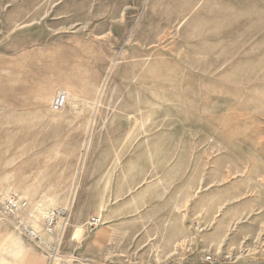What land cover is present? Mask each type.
<instances>
[{"label": "rangeland", "instance_id": "374dc122", "mask_svg": "<svg viewBox=\"0 0 264 264\" xmlns=\"http://www.w3.org/2000/svg\"><path fill=\"white\" fill-rule=\"evenodd\" d=\"M116 172V187L155 195L152 235L75 253L43 214ZM10 194L41 205L20 213L41 239L2 214ZM30 251L49 264H264V0H0V264Z\"/></svg>", "mask_w": 264, "mask_h": 264}, {"label": "crops", "instance_id": "0c3cea01", "mask_svg": "<svg viewBox=\"0 0 264 264\" xmlns=\"http://www.w3.org/2000/svg\"><path fill=\"white\" fill-rule=\"evenodd\" d=\"M103 175L97 173L90 178L88 189L77 187L71 191L65 204L69 206L67 222L58 218L59 224L54 233L57 236L60 232L66 234V245L70 244L75 253L79 246V253L92 259L112 250L111 255L118 254L123 247L126 249L147 239L155 228V220L161 215L158 205H153L155 195H152L147 182L137 181L131 189L124 190L115 186L123 175L121 172L112 174V179H106L107 182ZM168 194L169 190L165 196ZM92 216L102 218V224L93 230L86 226V221ZM23 264H49V260L40 253L30 251L25 255ZM166 264L194 263L174 258Z\"/></svg>", "mask_w": 264, "mask_h": 264}, {"label": "built area", "instance_id": "2783aa9c", "mask_svg": "<svg viewBox=\"0 0 264 264\" xmlns=\"http://www.w3.org/2000/svg\"><path fill=\"white\" fill-rule=\"evenodd\" d=\"M68 99V95L65 91H59L54 97V100L52 102V108L55 111H58L62 109ZM36 208H34L31 200L28 198L21 196L19 194H10L6 197V199L3 201L1 206V212L6 217H13L17 221L18 226H22L26 232L34 239H41L42 236L40 233L35 230L32 226L25 225V222L23 219H21L20 213L24 214V219L27 217L28 220L34 219L35 220V213L36 209L41 208L40 204L35 205ZM69 209L68 207H57L52 208L50 210H47L44 214V220L46 228L49 231H52L56 224L58 218H66L68 216ZM102 224V218L100 216H92L86 221L87 227L90 229H95L98 226ZM53 228V229H52ZM205 263L208 264H221V262L214 257L213 255L209 254L205 257Z\"/></svg>", "mask_w": 264, "mask_h": 264}, {"label": "bare ground", "instance_id": "6f19581e", "mask_svg": "<svg viewBox=\"0 0 264 264\" xmlns=\"http://www.w3.org/2000/svg\"><path fill=\"white\" fill-rule=\"evenodd\" d=\"M77 98H78V97H77ZM79 99H80V98H79ZM43 215H44V214H43ZM11 251H12V253L19 254L20 251H21V249L18 248V247H15V248H12ZM54 258H55V257H54ZM54 264H55V262H54Z\"/></svg>", "mask_w": 264, "mask_h": 264}]
</instances>
